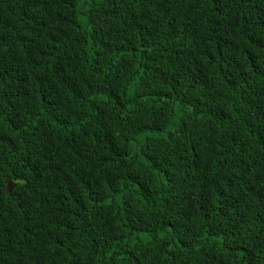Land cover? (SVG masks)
Returning <instances> with one entry per match:
<instances>
[{
	"label": "trees",
	"instance_id": "obj_1",
	"mask_svg": "<svg viewBox=\"0 0 264 264\" xmlns=\"http://www.w3.org/2000/svg\"><path fill=\"white\" fill-rule=\"evenodd\" d=\"M0 264H264V0H0Z\"/></svg>",
	"mask_w": 264,
	"mask_h": 264
},
{
	"label": "clouds",
	"instance_id": "obj_2",
	"mask_svg": "<svg viewBox=\"0 0 264 264\" xmlns=\"http://www.w3.org/2000/svg\"><path fill=\"white\" fill-rule=\"evenodd\" d=\"M123 222L115 223L112 221L100 228V232L108 239V246L113 251L120 253L128 252L130 243V235Z\"/></svg>",
	"mask_w": 264,
	"mask_h": 264
}]
</instances>
